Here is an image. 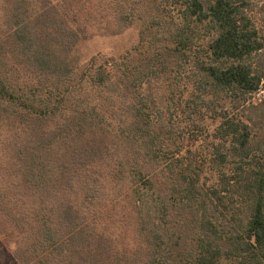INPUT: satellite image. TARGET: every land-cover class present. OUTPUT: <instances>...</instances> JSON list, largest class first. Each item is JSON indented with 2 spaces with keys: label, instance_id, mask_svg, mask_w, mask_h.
Instances as JSON below:
<instances>
[{
  "label": "trees",
  "instance_id": "16d2710c",
  "mask_svg": "<svg viewBox=\"0 0 264 264\" xmlns=\"http://www.w3.org/2000/svg\"><path fill=\"white\" fill-rule=\"evenodd\" d=\"M111 3L136 43L77 68L70 9L0 0V264H264L258 2Z\"/></svg>",
  "mask_w": 264,
  "mask_h": 264
},
{
  "label": "rangeland",
  "instance_id": "374dc122",
  "mask_svg": "<svg viewBox=\"0 0 264 264\" xmlns=\"http://www.w3.org/2000/svg\"><path fill=\"white\" fill-rule=\"evenodd\" d=\"M69 1L53 0V3L62 9H70L75 14V23L86 30L85 39L73 50L77 68L86 65L91 57H117L136 43L138 31L135 27L110 34L109 31L113 28L110 17L112 0H81L85 2V6L77 3V0ZM255 1L258 2L254 14L255 21L264 36V0ZM263 94L264 84L258 97ZM5 262L7 263V259Z\"/></svg>",
  "mask_w": 264,
  "mask_h": 264
}]
</instances>
